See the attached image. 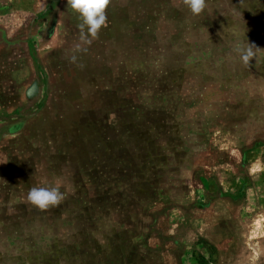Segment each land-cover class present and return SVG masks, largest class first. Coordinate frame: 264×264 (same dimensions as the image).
<instances>
[{"label": "rangeland", "instance_id": "374dc122", "mask_svg": "<svg viewBox=\"0 0 264 264\" xmlns=\"http://www.w3.org/2000/svg\"><path fill=\"white\" fill-rule=\"evenodd\" d=\"M206 5L111 0L77 52L65 0H0V264H264V0Z\"/></svg>", "mask_w": 264, "mask_h": 264}, {"label": "clouds", "instance_id": "9594fccd", "mask_svg": "<svg viewBox=\"0 0 264 264\" xmlns=\"http://www.w3.org/2000/svg\"><path fill=\"white\" fill-rule=\"evenodd\" d=\"M111 0H65L66 8L76 14L79 23L80 43L76 45V51H87L81 45H90L98 38L102 27H107L106 10ZM183 4L190 10L193 16H198L206 8V0H183ZM245 36V34H244ZM247 47L239 49V59L245 66H249L260 50L254 43L247 42ZM73 61L76 57L73 56ZM64 200V194L57 187H32L27 194V202L39 211H48L58 207Z\"/></svg>", "mask_w": 264, "mask_h": 264}]
</instances>
